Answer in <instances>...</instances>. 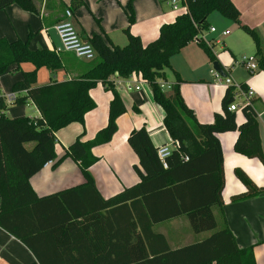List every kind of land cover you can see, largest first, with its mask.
<instances>
[{
    "label": "trees",
    "instance_id": "trees-1",
    "mask_svg": "<svg viewBox=\"0 0 264 264\" xmlns=\"http://www.w3.org/2000/svg\"><path fill=\"white\" fill-rule=\"evenodd\" d=\"M132 1L126 7L129 24L135 21ZM12 4L38 14L34 0H0V11ZM84 5V0H71L69 8L73 11ZM182 5L186 9L172 22L164 23L158 37L147 44L129 28L125 30L128 38L125 46L92 32L88 40L96 51L97 63L78 78L45 85L37 84L38 70L42 67L52 72L62 70L61 55L53 50L31 49V32L27 40L0 38V76L11 66L17 69L23 63L34 66L30 71H23L22 78L13 84L16 95L13 103L32 102L40 116L9 117L5 113L6 97L0 95V227L35 254L38 261L31 264H46L41 254L46 252L43 247L47 239L53 238L58 248H65V241L75 236L73 229L81 220L111 219L138 224L141 233L135 243L127 240L124 232L116 242L112 240L113 234L105 233L111 236L102 242L105 254H72L66 260L62 258L64 264H257L254 245L240 248L224 218V157L218 138L219 133L238 131L235 151L264 164L259 123L252 102L243 106L245 121L238 125L236 113L228 109L235 94V89L229 87L222 100L223 112L216 113L212 123H202L182 98L178 74L171 93H165L160 83L166 79L165 70L171 68V57L194 40L212 62L217 61L212 48L198 38L210 30L208 18L214 12L237 22L251 36L256 45L258 68L264 71L262 41L255 29L241 24L240 11L232 0H182ZM115 73L123 77L138 75L149 84L155 102L164 111V125L177 146L167 157L165 168L146 127L133 129L128 143L138 156L134 169L140 182L105 199L97 190L90 167L99 160L93 149L112 140L118 129L117 119L126 111L111 80ZM98 83L113 95L107 125L92 139H83L80 134L59 156L56 133L71 123H84L85 115L96 107L90 90ZM66 158L78 164L85 182L38 196L30 179L47 162L52 161V166L57 167ZM235 174L246 190L232 196V201H243L264 192V186H257L243 170L236 168ZM213 206L223 214L222 227L218 226ZM184 214L194 233L209 232L210 235L173 249L165 236L154 232L152 227ZM99 239L95 237L94 241ZM79 246L75 247L76 251H80ZM131 250L136 254H129Z\"/></svg>",
    "mask_w": 264,
    "mask_h": 264
},
{
    "label": "crops",
    "instance_id": "crops-1",
    "mask_svg": "<svg viewBox=\"0 0 264 264\" xmlns=\"http://www.w3.org/2000/svg\"><path fill=\"white\" fill-rule=\"evenodd\" d=\"M84 1V6L72 11L73 17L71 19L73 22L74 18L73 24L84 38L88 39L92 32H96L104 38L110 39L114 44L128 42V38L120 33H123V29L128 26L129 20L124 10H119L115 0ZM232 1L240 10L241 24L258 31L264 48V0ZM34 3L38 9V14L23 10L17 4H12L0 11V38H6L9 41L27 40L31 32L33 33L29 40L31 49L53 50L60 43L54 26L64 19L65 11L70 9L71 0H34ZM109 5L112 6L111 9ZM86 10L100 18V29L96 25L90 24L87 29L90 31H85L80 21L75 22L77 14L82 17L83 11ZM149 18L151 16L143 18L138 14V20L140 21ZM76 19L78 20V18ZM166 22L161 19L156 25L146 29L137 28L133 24L131 26L132 34L140 36L142 42L147 44L158 37L160 27ZM209 23L212 27L211 22ZM233 23L235 24L234 28L228 24L219 33L223 42L222 48L229 52V54H226L225 65H220L226 77L231 78L242 87V92L238 91L234 96L235 103L239 105V108L233 111L236 113L238 125L245 121L242 108L248 103L243 91L250 90L254 93L250 101L257 114L261 145L264 151V71L258 68V70L250 72L245 65L238 63L244 56L256 58V45L251 37L248 40L249 35L246 32L235 22ZM233 29L234 31H232ZM226 30L229 33L224 35L223 32ZM218 32L219 29L216 28L214 33ZM233 32L234 37H231ZM211 33L208 31L205 37L206 40L212 42L210 47L215 54L216 42L221 43V41ZM239 41L244 42V44L237 48ZM237 49H246L247 54H241ZM59 55L63 59L64 68L54 72L46 67L40 68L37 72L38 85L78 78L98 61L96 57V63L87 64L69 53ZM215 55L217 60L218 58L223 59L222 55ZM178 57L182 58L176 61L172 57L171 68H168L174 73L175 80L169 79L171 77L170 72L166 69V79L161 81L166 83L163 90L167 94L171 93V86L177 83L178 74L180 77V93L185 103L194 111L200 122L212 123L215 114L223 112L222 100L227 86L217 83L219 78L212 67L214 62L209 59L197 41L190 42ZM33 67L30 63H23L20 69L11 66L6 73L0 76V95L6 97L7 108L5 113L8 116L22 117L27 115L24 113V106L19 107L13 103V100L8 98L10 95L15 94L12 87L16 81L22 78V72L30 71ZM114 77L119 81V84L115 85V89L118 91L126 111L117 119L118 129L112 140L93 149V154L98 156L99 160L90 167L97 190L105 199L123 191L126 187L140 182V176L134 169V165L138 163V156L128 143V136L133 129L145 126L155 147L173 141L164 125V111L155 102L149 84L138 75L129 77L118 75ZM128 84H139L140 89L128 90ZM90 95L94 99L96 107L85 115L84 123H71L56 133V151L59 156L63 155V148L70 145L80 134H83V139H92L100 129L107 125L109 106L113 98L112 92L107 90L102 83H98L90 90ZM237 98H241L242 101L237 102ZM25 105H28L32 110L30 117L40 116L38 109L32 102ZM238 135V131H227L218 134L224 157V187L222 190L224 218L234 234L238 246L245 248L254 245L257 264H264V192L243 201H232V196L246 190L244 183L236 176L235 169L243 170L257 186L263 187L264 164L257 158H249L235 151L234 146ZM52 165L53 163L44 167L30 179L31 185L38 196L56 193L85 182L78 164L71 158L64 159L57 167ZM97 202L98 198L95 197V203ZM212 210L218 226L222 227L224 220L221 210L217 206H213ZM80 222L75 224L73 229L75 236H71L69 240L65 241L67 244L65 248H58V244L53 238L46 240L43 247L46 252L41 254L43 262L46 264H64L65 261H62V258L66 260L67 256L72 254H105L102 242L103 240H109V237H111L105 235V233L113 234L112 240L116 242L124 232L125 237H128L127 240L130 241L131 239L133 243H135L137 235L141 233L139 225L130 220L127 224L119 219L81 220ZM152 230L164 235L173 249L200 241L210 235L209 232L194 233L188 216L185 214L156 223L153 225ZM95 237H100V239L95 242ZM55 242L57 245L53 246ZM97 245L100 246L97 247ZM76 246H79L80 251H76ZM129 254L136 253L131 250ZM36 261H38L37 257L24 243L0 227V264H31Z\"/></svg>",
    "mask_w": 264,
    "mask_h": 264
},
{
    "label": "built area",
    "instance_id": "built-area-1",
    "mask_svg": "<svg viewBox=\"0 0 264 264\" xmlns=\"http://www.w3.org/2000/svg\"><path fill=\"white\" fill-rule=\"evenodd\" d=\"M170 4L173 8V10L177 12H181L186 9L185 6L182 5V0H170ZM73 17V13L70 9H67L64 14V19L59 21L57 24H55L54 29L59 37L60 43L59 46L55 47L53 51H55L57 54L61 53H69L74 55L78 60L82 61H91L94 60L97 57L96 51L93 48L92 44L89 42L88 39L84 38L78 30L75 28L73 22L71 21ZM210 32L214 33L216 32L215 27H210ZM229 31L226 30L223 32V34H228ZM199 39H202L203 41L206 40L203 37V34H201ZM208 43V42H207ZM239 64L245 65L246 69H248L250 72H254L258 70V64L256 61V58L254 57H248L244 56L242 57L239 62ZM217 74L218 79V84L220 85H225L227 88L232 87L235 89V94H237L238 91L242 92V87L238 84L235 83L231 78L226 77V76H221L220 74ZM118 73H115L112 77L111 80L115 85L119 84V81L114 77L118 76ZM113 78V79H112ZM161 87H165L166 83L161 82ZM128 90H139L140 85L139 84H128L127 85ZM243 94L245 96L246 102L250 103L251 98L254 96V93L250 90L248 91H243ZM16 97L15 94H12L9 96V100H13ZM239 108V105L233 101L228 109L230 111H236ZM177 146V143L173 140L172 142H165L157 147V153L159 156V159L161 160L163 166L165 168L168 167L167 165V157L171 155L173 149H175ZM184 160H187V156H182ZM52 164V161H49L45 164L44 167Z\"/></svg>",
    "mask_w": 264,
    "mask_h": 264
},
{
    "label": "rangeland",
    "instance_id": "rangeland-1",
    "mask_svg": "<svg viewBox=\"0 0 264 264\" xmlns=\"http://www.w3.org/2000/svg\"><path fill=\"white\" fill-rule=\"evenodd\" d=\"M116 1V4H117V6H118V8H119V10L120 11H123L124 10V12H125V14H126V16H127V18H128V12L126 11V7H127V3L129 2V0H115ZM109 7H110V9H111V5H109ZM132 7H133V10H134V15H135V21H134V23H132V24H128V26L126 27V28H124L123 29V33H120L122 36H126V38H127V34H126V32H125V30L127 29V28H129V31L131 32V33H133L132 32V29H131V26L133 25V24H135L136 26H137V28H144V29H146V28H148V27H150V26H154V25H156V23L157 22H159L161 19H164L165 21H167L166 23H168V22H172L174 19H175V17L179 14V12H177V11H175V10H173V8H172V6L170 5V3H169V0H133L132 1ZM114 8V7H113ZM238 9V8H237ZM239 10V9H238ZM240 11V10H239ZM138 14H139V16H141V17H143V18H146V17H149V16H151V18H149L148 20H144V21H140V20H138ZM247 17V16H246ZM76 18H78V20L76 19ZM75 18V22L77 23L78 21H80V23H81V25L84 27V29H85V31H90V30H87L88 29V27L90 26V24H94V25H96L99 29H100V26H99V24H100V22H101V20H100V18H97L96 16H94L91 12H89V11H83V13H82V17H80L78 14H77V17ZM210 19H209V22H211V25H213V26H215L216 28H218L219 29V32L218 33H211V34H214L217 38L216 39H219L220 41H221V37H220V35H219V33H220V31H221V29L223 28V27H225L226 25H228L229 24V26H232L233 28L235 27V24L233 23V22H235V21H233V20H231V19H228V18H225V17H223L219 12H214L213 14H211L210 15V17H209ZM247 18H250L249 16L247 17ZM241 21V20H240ZM73 22H74V18H73ZM129 22V21H128ZM237 25H238V23L237 22H235ZM79 24V23H78ZM164 24V23H163ZM80 25V24H79ZM239 26V25H238ZM247 26V25H246ZM249 27V26H248ZM250 28H252V27H250ZM254 29V28H253ZM256 30V29H255ZM232 31H234V29L232 30ZM244 31V30H243ZM257 31V30H256ZM208 32V31H207ZM207 32H203L202 34H203V36H204V38H205V40H206V37H205V35H206V33ZM210 32V31H209ZM245 32V31H244ZM258 32V31H257ZM124 34V35H123ZM249 35V34H248ZM231 37H234V32H233V34L231 35ZM250 35L248 36V40H250ZM125 38V37H124ZM152 41V40H151ZM150 42V41H149ZM208 42V43H207ZM116 43V42H115ZM127 43L128 42H124V44H118V43H116V44H118L119 46H125V45H127ZM206 43H207V45L210 47V46H212V42L211 41H209V40H206ZM217 43V45L215 46V54H217V56L218 55H222V57H223V59L221 58H218V62L220 63V64H224L225 65V63L226 62H224V61H226V59H227V57H226V54H229V52H226L227 50H224L223 48H222V46H223V42L221 41V43L220 42H216ZM244 44V42L243 43H241L240 41L238 42V45H237V48L238 47H240V46H242ZM262 46H263V44H262ZM184 48H186V46L184 47ZM183 48V49H184ZM182 49V50H183ZM182 50L180 51V52H182ZM237 51H239V53H241V54H247V50L246 49H243V50H238L237 49ZM180 52L179 53H177V54H175V55H173L172 57H174V60H176V61H179L182 57H178L179 55H180ZM179 54V55H178ZM216 56V55H215ZM172 57H171V59H172ZM171 59H170V63H171ZM220 59V60H219ZM96 59H94V60H91V61H85L87 64H94V63H96ZM213 67V66H212ZM169 69H167V71H168ZM169 72H170V76L171 77H169V79L170 80H175V75H174V73H172L170 70H169ZM242 101V99L241 98H237V102H241ZM240 104H242V103H240ZM17 106H24V113L25 114H27L26 116H29V115H31V113H32V110L30 109V107L28 106V105H17ZM16 106V107H17ZM9 117H11V116H9ZM11 118H15V117H11ZM59 148H61V146H59Z\"/></svg>",
    "mask_w": 264,
    "mask_h": 264
},
{
    "label": "water",
    "instance_id": "water-1",
    "mask_svg": "<svg viewBox=\"0 0 264 264\" xmlns=\"http://www.w3.org/2000/svg\"><path fill=\"white\" fill-rule=\"evenodd\" d=\"M213 68H214V70H215L218 74H220L221 76H223V77L226 76V74H225V72H224L222 66L220 65V63H219L218 61H215V62L213 63Z\"/></svg>",
    "mask_w": 264,
    "mask_h": 264
}]
</instances>
